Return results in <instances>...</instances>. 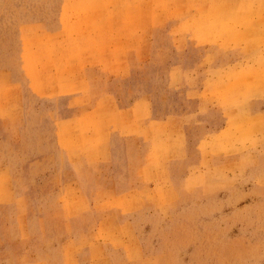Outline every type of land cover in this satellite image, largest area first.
Here are the masks:
<instances>
[{"label":"rangeland","instance_id":"obj_1","mask_svg":"<svg viewBox=\"0 0 264 264\" xmlns=\"http://www.w3.org/2000/svg\"><path fill=\"white\" fill-rule=\"evenodd\" d=\"M0 264H264V0H0Z\"/></svg>","mask_w":264,"mask_h":264}]
</instances>
